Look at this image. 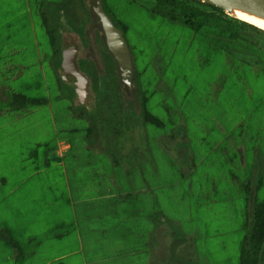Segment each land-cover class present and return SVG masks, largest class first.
Segmentation results:
<instances>
[{
    "label": "rangeland",
    "instance_id": "374dc122",
    "mask_svg": "<svg viewBox=\"0 0 264 264\" xmlns=\"http://www.w3.org/2000/svg\"><path fill=\"white\" fill-rule=\"evenodd\" d=\"M157 2L0 0V264H241L264 199V32L195 6L234 39ZM103 13L128 45L139 111L125 94L123 108L83 104L62 75L74 25L100 35ZM12 93L45 103L9 110ZM257 253L246 246V262L264 264Z\"/></svg>",
    "mask_w": 264,
    "mask_h": 264
},
{
    "label": "water",
    "instance_id": "95a60500",
    "mask_svg": "<svg viewBox=\"0 0 264 264\" xmlns=\"http://www.w3.org/2000/svg\"><path fill=\"white\" fill-rule=\"evenodd\" d=\"M215 5L229 13L240 11L264 20V0H201ZM104 34L107 45L116 61V69L121 87L129 91L133 89L134 69L128 45L122 32L115 27L111 19L106 16L104 20ZM71 48L64 49L62 58V75L65 80L76 88L78 99L85 104L89 94V80L82 73L77 62L79 47L72 43ZM73 48V49H72Z\"/></svg>",
    "mask_w": 264,
    "mask_h": 264
},
{
    "label": "trees",
    "instance_id": "16d2710c",
    "mask_svg": "<svg viewBox=\"0 0 264 264\" xmlns=\"http://www.w3.org/2000/svg\"><path fill=\"white\" fill-rule=\"evenodd\" d=\"M196 5L208 6L211 7L213 10L224 12L223 9L215 5L203 2L201 0H158V2L154 6H152V10L153 12H156L157 14H160L161 16L166 17L174 22L184 23L195 28H198L200 25L205 23L217 24L223 28L216 13H212L206 10L201 11L200 9H198V7H195ZM233 20L235 21L236 25H239L241 27L249 25L254 28H257V30L259 31L264 32V30L247 22L241 21L237 18H234ZM223 29L228 30L231 33L232 38H239L235 34L236 32L234 30H231L230 28ZM60 58L62 59V54ZM43 103H45V100L43 99L29 98L23 94L12 93L6 99L5 107H7V109L9 110H18L19 108L24 109V107L29 104L36 106L41 105ZM258 212L259 214H257ZM251 213V219L254 217L253 219L255 222L258 219L260 221L259 224L262 229L260 228V230H258L259 225H251V228L248 230L244 243L241 264H258L257 261L255 263H247L244 251L246 246L252 244V248L254 249L257 255V251L262 248V245L264 243V199L253 206ZM8 232L9 231L6 229L1 230L0 235L5 236Z\"/></svg>",
    "mask_w": 264,
    "mask_h": 264
},
{
    "label": "flooded vegetation",
    "instance_id": "af4514ba",
    "mask_svg": "<svg viewBox=\"0 0 264 264\" xmlns=\"http://www.w3.org/2000/svg\"><path fill=\"white\" fill-rule=\"evenodd\" d=\"M69 7L73 10L72 13L78 12V10L75 7H73L71 2L69 4ZM84 11H85V9H84ZM62 15H66L67 17L70 16V14L67 15L64 10H60L59 13L56 15L58 21H60V18ZM86 15L88 16L87 11H86ZM98 16L100 17V21H99V23H97L98 25L100 24V27H101L100 35H97V36L95 35V34H98V31L100 28L97 27V25L95 26L94 23H91L90 28L92 29L91 30L92 33H90V34H88V32L81 34L79 31L80 28H78L77 25H74V28H73V31H75L74 33L78 34L77 41L75 39L76 46L79 47L78 53H77V62H78L80 70L89 80V94H88L89 100H90V97H92L93 95H98V97L96 98V103H95L96 107L97 106H103V103L106 102L107 99H109V102L107 104L108 106H110V107L116 106V107L123 108L125 106V104L123 103L122 97L125 94V95H127L128 99L130 101H134V99H137V103H135L131 106L134 109H137L139 111V106L141 104H140V96L137 92V86L135 85V76L133 77V86L134 87H133L132 91L129 93V91H126L121 87L120 79H119L118 72L116 69V61H115V59H114V57H113V55H112V53H111V51L107 45V42H106V37L104 34V20H105L106 15H104V13H103V15H98ZM70 21H71L70 22L71 24H73V22H75V20H73V19H70ZM91 34L93 36H95L94 37L95 38V41H94L95 44L97 43L99 45V48L97 47L98 53H96L94 55V59H95L94 63H95L97 71H94V70L88 71L87 69H85V68H87V66L89 64H91V62H89V60L92 59V58H90V54H89L90 51L87 50L89 44L91 43L90 37H89ZM83 50H86V51H84V52H86L85 55H83ZM105 53L108 54V58H110V61H111V63H109L108 65L105 64V61H106V59L104 58ZM61 54H63V52H61ZM96 55H97V58H95ZM62 58H63V55H62ZM103 68H105V71H106V73L104 72L106 74L105 78L102 75L104 73H101V70ZM112 76L114 79H112ZM103 79L110 80V83L111 82L113 83V88H106L104 86V88H102L101 92L99 93L100 89L97 86H98V83ZM104 83L106 84V81H104ZM115 87H117V89H115ZM72 88H73V91L75 92V94L77 95L76 88L73 85H72ZM109 94L113 95V97L111 99L109 98ZM77 97H78V95H77ZM130 101H129L128 106H130Z\"/></svg>",
    "mask_w": 264,
    "mask_h": 264
},
{
    "label": "bare ground",
    "instance_id": "6f19581e",
    "mask_svg": "<svg viewBox=\"0 0 264 264\" xmlns=\"http://www.w3.org/2000/svg\"><path fill=\"white\" fill-rule=\"evenodd\" d=\"M232 15H234L239 20L247 22V23L252 24L254 26L263 25V27H264V20L260 19L258 17L252 16V15L240 12V11L233 12Z\"/></svg>",
    "mask_w": 264,
    "mask_h": 264
},
{
    "label": "crops",
    "instance_id": "0c3cea01",
    "mask_svg": "<svg viewBox=\"0 0 264 264\" xmlns=\"http://www.w3.org/2000/svg\"><path fill=\"white\" fill-rule=\"evenodd\" d=\"M69 147H70V145H69ZM69 147H68V148H69Z\"/></svg>",
    "mask_w": 264,
    "mask_h": 264
}]
</instances>
